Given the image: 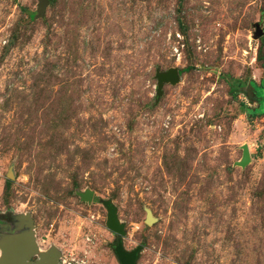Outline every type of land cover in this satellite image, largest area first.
Returning <instances> with one entry per match:
<instances>
[{
  "label": "rangeland",
  "instance_id": "rangeland-1",
  "mask_svg": "<svg viewBox=\"0 0 264 264\" xmlns=\"http://www.w3.org/2000/svg\"><path fill=\"white\" fill-rule=\"evenodd\" d=\"M40 5L0 0V258L264 264V0Z\"/></svg>",
  "mask_w": 264,
  "mask_h": 264
},
{
  "label": "water",
  "instance_id": "water-1",
  "mask_svg": "<svg viewBox=\"0 0 264 264\" xmlns=\"http://www.w3.org/2000/svg\"><path fill=\"white\" fill-rule=\"evenodd\" d=\"M48 3V0H41V5L39 11L43 14L45 11V5ZM264 36V30L258 26V30L256 33L257 38H261ZM158 80V95L161 96L163 94V87L166 83L177 84L180 82L181 74L180 70L177 68H171L166 72H158L156 76ZM250 162V152L248 147H245L244 152V160L243 165H246ZM91 196V194H90ZM109 210V221L108 225L110 229L116 232L118 235H124V226L120 223L118 218V210L112 204L108 205ZM152 221L151 216H148L147 222L150 224ZM30 226L33 227L31 223ZM34 231L29 234L28 239H26V243L24 246H21V242L16 243L13 248L10 250H4L3 256L0 258V264H61L60 257L58 253L52 251L48 254H43L40 256L38 251V246L34 239ZM32 243V248H31ZM30 245V246H29ZM116 254L120 260L121 264H137V260L139 258L140 249H136L133 252H128L124 249L122 239L119 241L117 245ZM38 254L40 258L36 261H31V256Z\"/></svg>",
  "mask_w": 264,
  "mask_h": 264
},
{
  "label": "trees",
  "instance_id": "trees-1",
  "mask_svg": "<svg viewBox=\"0 0 264 264\" xmlns=\"http://www.w3.org/2000/svg\"><path fill=\"white\" fill-rule=\"evenodd\" d=\"M263 57L262 50H260L259 58L261 59ZM190 70V68H185L180 70V74H183L184 72ZM253 91L255 94V97L258 99L260 106L257 109L250 110V115L255 116L256 114H263L264 113V81L263 83L258 86L257 84L253 85Z\"/></svg>",
  "mask_w": 264,
  "mask_h": 264
},
{
  "label": "flooded vegetation",
  "instance_id": "flooded-vegetation-1",
  "mask_svg": "<svg viewBox=\"0 0 264 264\" xmlns=\"http://www.w3.org/2000/svg\"><path fill=\"white\" fill-rule=\"evenodd\" d=\"M28 226H30V224L29 223H27V227ZM0 228H1V230H4L5 229V227L3 228V227H1V225H0ZM29 228V227H28ZM30 228L32 229V227L30 226ZM32 231H34L33 229L31 230V232ZM34 236V235H33ZM30 246V245H29ZM31 248H32V243H31ZM39 251V250H38ZM37 258V259H36ZM39 258H38V254H35V255H33V256H31V261H36V260H38Z\"/></svg>",
  "mask_w": 264,
  "mask_h": 264
},
{
  "label": "built area",
  "instance_id": "built-area-1",
  "mask_svg": "<svg viewBox=\"0 0 264 264\" xmlns=\"http://www.w3.org/2000/svg\"><path fill=\"white\" fill-rule=\"evenodd\" d=\"M63 264H74V263H72V262H68V263L64 262Z\"/></svg>",
  "mask_w": 264,
  "mask_h": 264
}]
</instances>
